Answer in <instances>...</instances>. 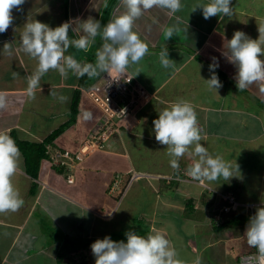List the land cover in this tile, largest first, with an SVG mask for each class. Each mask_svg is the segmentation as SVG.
<instances>
[{
    "label": "crops",
    "instance_id": "obj_1",
    "mask_svg": "<svg viewBox=\"0 0 264 264\" xmlns=\"http://www.w3.org/2000/svg\"><path fill=\"white\" fill-rule=\"evenodd\" d=\"M197 2L208 0H182L183 9L172 15L153 8L135 21L133 30L149 45V53L128 73L150 98L122 123L103 150L71 169L52 168L45 155L36 163V157L29 158L32 153L27 156L19 149L13 183L24 204L15 213L0 214V264H80L81 256L92 257L93 242L129 227L141 236L162 232L185 264H194L197 257L201 264H238V257L251 250L245 225L241 227L236 219H247L244 211L224 215L221 224L215 222L211 212L205 211L214 206V198L187 172L195 158L185 155L179 170H174L166 146L155 140L153 131L158 112L179 99L190 101L198 115L201 143L213 155L240 166V178L203 183L212 190L230 191L241 202L264 207V81L239 90L236 68L222 55L224 44L237 30L259 38V29L264 30V0H231V18L207 20L202 10L191 12ZM22 9L13 10V25L0 34V49L4 42H12L15 49L12 57L0 51V94L7 102L0 109V133L15 142L41 145L70 123L50 144L73 152L101 119V111L81 91L98 77L78 78L69 72L62 78L50 70L42 77L35 98H30L27 78L36 70L37 61L21 50V33L33 20L55 28L91 17L103 28L125 9L121 0H26ZM171 25L181 31L166 40L164 30ZM80 35L84 33L69 32L71 39ZM102 43L98 35L87 50L79 49L81 64L94 63ZM164 47L176 63L174 68L161 66L159 53ZM77 52L73 46L66 55L76 59ZM213 58L219 62L216 74L222 83L217 92L204 81L211 77ZM51 91L66 96L67 101L61 103ZM89 111L92 119L85 120L84 113ZM52 230L57 232L53 238ZM59 241L69 249L61 250ZM207 249L211 252L204 261Z\"/></svg>",
    "mask_w": 264,
    "mask_h": 264
},
{
    "label": "clouds",
    "instance_id": "obj_2",
    "mask_svg": "<svg viewBox=\"0 0 264 264\" xmlns=\"http://www.w3.org/2000/svg\"><path fill=\"white\" fill-rule=\"evenodd\" d=\"M26 0H0V34L5 33L13 25V10L23 11ZM125 11L108 21L103 26L99 20L88 18L81 21L65 22L55 28L48 24L33 20L26 23L20 36V48L24 54L37 61L36 70L27 78L28 94L35 98V92L41 89V80L50 70L57 71L62 78L69 72L78 78L87 75L89 79L107 73L123 76L133 65H139L149 53V45L133 30L134 23L144 12L160 8L170 15L181 11L182 0H121ZM231 0H208L207 3L197 2L191 12L202 10L205 20L211 17L224 16L231 18L234 7ZM179 20V17H177ZM83 32L79 39H71L69 32ZM181 29L177 25L165 28L164 37L171 39ZM187 31V29H185ZM259 38L252 39L243 31H235L232 38L224 44L222 55L236 68L235 81L239 90H245L257 82L264 81V30L259 29ZM101 36L102 46L96 51L94 63L81 64L71 55H66L70 47L87 50L97 36ZM8 57L15 53L12 42H4L0 49ZM161 66L165 69L174 68L175 61L169 58L167 47L159 53ZM219 62L213 58L209 65L211 77L204 80L209 90L222 87L216 69ZM141 73L136 68V75ZM13 73V76H17ZM135 75V76H136ZM119 80V79H116ZM264 91V87L261 88ZM50 95L61 103L67 97L51 91ZM7 107L6 98L0 94V109ZM123 111V110H122ZM85 120L92 119V113H84ZM155 140L166 146L171 168L179 170V161L185 155L195 158V162L187 168L190 177L195 181L216 182L220 179L229 181L240 178V166L236 161H226L222 155H213L202 143V133L198 123V115L190 101L179 99L170 107L158 112L153 120ZM20 150L15 140L8 134L0 133V214L15 213L24 204L19 190L13 183L19 166ZM125 241H113L110 236L97 239L91 244L95 264H185L177 251L170 247V241L160 231L147 236L138 235L135 231L125 233ZM244 236L249 247L255 248L259 254V264H264V207L256 209L249 218ZM194 264H201L197 257ZM249 264H255L249 258Z\"/></svg>",
    "mask_w": 264,
    "mask_h": 264
},
{
    "label": "built area",
    "instance_id": "obj_3",
    "mask_svg": "<svg viewBox=\"0 0 264 264\" xmlns=\"http://www.w3.org/2000/svg\"><path fill=\"white\" fill-rule=\"evenodd\" d=\"M81 91L101 111V119L93 133L85 138L73 152L54 147L52 144L46 145L45 154L48 156L52 168L75 169L76 165L80 164L87 156L103 150L105 143L114 134L120 132L122 123L132 118L135 112L142 108L150 98L147 91L128 72L123 76L113 75L112 78L104 73L97 78L94 84ZM67 179L71 181V176ZM197 184L214 198V206L205 209V211L211 212V217L215 222L221 224L224 221V215H237L243 210L247 217L246 228L249 218L255 214L258 204L241 202L230 191L212 190L203 181H197ZM249 258H253L255 264H259L258 251L241 254L238 257V264H249Z\"/></svg>",
    "mask_w": 264,
    "mask_h": 264
},
{
    "label": "trees",
    "instance_id": "obj_4",
    "mask_svg": "<svg viewBox=\"0 0 264 264\" xmlns=\"http://www.w3.org/2000/svg\"><path fill=\"white\" fill-rule=\"evenodd\" d=\"M70 123H67L65 124L64 126H62L61 128L57 129L56 131H54L48 139L45 140V142H43L41 145H30V144H27V143H23V142H18L16 141V144L18 146V148L23 152L24 155L28 154L29 153H32V154H29V158L32 160L33 158L36 157V163H38L37 161L43 157L44 155L46 157H48L46 154H45V146L50 144V141L53 140L55 137H57ZM35 150L37 151L36 154H35ZM35 155V156H34ZM37 167V166H36ZM34 173V172H33ZM237 219V223L242 227L245 225L246 223V218L245 217H242V216H239L236 218ZM257 251V249L255 248H252L251 247V250H249L250 253L252 252H255ZM61 258V257H60Z\"/></svg>",
    "mask_w": 264,
    "mask_h": 264
},
{
    "label": "rangeland",
    "instance_id": "obj_5",
    "mask_svg": "<svg viewBox=\"0 0 264 264\" xmlns=\"http://www.w3.org/2000/svg\"><path fill=\"white\" fill-rule=\"evenodd\" d=\"M76 49V48H75ZM77 61H79L80 63L81 62H83L84 60H83V56L81 55V53H80V50L78 49V52H77ZM82 103V102H81ZM82 104H85V103H82ZM84 109V108H83ZM256 211V210H255ZM121 227H123V225L121 226ZM124 231H122L123 233H121V234H114V235H111L110 237H111V239L113 240V241H125L126 242V236H125V233L127 232V231H131V229H130V227L129 228H124L123 229ZM57 232L56 231H54V230H52V232H51V234H53L52 236H50V237H54V234H56ZM59 234V233H58ZM62 236H65L64 234H62ZM65 240V239H64ZM76 242V241H75ZM74 242V243H75ZM78 243V242H77ZM77 243H75V246H77L78 244ZM59 244L61 245V250H63V251H66V250H68L69 249V246L68 245H66L65 244V242H61V241H59ZM80 246H78L77 248H79ZM210 252H211V250L210 249H207V250H204V253H203V257H202V260H206V256H208L209 254H210ZM213 252V251H212ZM233 255L234 254H232L229 258H227V260H229V261H227L228 263L232 260L231 258L233 257ZM90 258V259H89ZM89 258H87V259H85L84 257H80V264H95V257L92 255V257H89ZM212 259H214V257L212 258Z\"/></svg>",
    "mask_w": 264,
    "mask_h": 264
}]
</instances>
